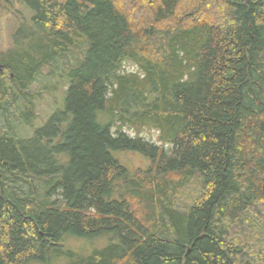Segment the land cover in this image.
Returning <instances> with one entry per match:
<instances>
[{"label":"trees","instance_id":"trees-1","mask_svg":"<svg viewBox=\"0 0 264 264\" xmlns=\"http://www.w3.org/2000/svg\"><path fill=\"white\" fill-rule=\"evenodd\" d=\"M19 1L0 109L58 60L65 88L42 125L23 112L29 135L0 128V264L73 238L103 246L70 264H264V0Z\"/></svg>","mask_w":264,"mask_h":264},{"label":"rangeland","instance_id":"rangeland-1","mask_svg":"<svg viewBox=\"0 0 264 264\" xmlns=\"http://www.w3.org/2000/svg\"><path fill=\"white\" fill-rule=\"evenodd\" d=\"M30 16V10L19 0H0V52L14 48L12 34L18 28L19 24H28ZM125 66L128 70H136V66L131 62H126ZM3 69L4 67L0 65V73ZM53 69L54 75H50L43 70L38 71L34 79L29 83L27 89H25L27 93L17 97L14 96L13 101L8 99L7 103L3 102L0 109V128L2 130L14 132L17 136L29 135L32 132V126L38 127L42 125L54 108L61 104L65 86L63 85V79L60 77V74L64 68L58 60L57 66ZM28 92H30L29 95ZM24 96L29 102L30 108L21 100ZM23 112L32 119V126L24 120L22 116ZM142 134L145 138L158 144L160 143L157 130L147 129ZM117 155L122 158L133 173L140 169H145L149 164L147 159L138 153L118 152ZM169 179L171 181L165 183L164 191L167 198L170 201L174 200L181 206H185L191 200L190 194H193L191 191L195 192L192 186L193 184L190 181H183L179 185L178 181L181 182V179L177 174L170 176ZM18 184L23 186L22 188L25 190L30 189V185L23 181H19ZM32 185L35 186V196L39 198L45 190L44 183L36 181ZM58 197V193L55 191V193L50 194L49 199L54 200ZM74 239H70L63 244L60 248L61 253L56 254V251L51 250V252L45 255L44 260H35L29 264H70L80 256L88 255L95 248L103 246V241L90 242L87 239ZM69 250L76 255L74 259L68 257Z\"/></svg>","mask_w":264,"mask_h":264}]
</instances>
